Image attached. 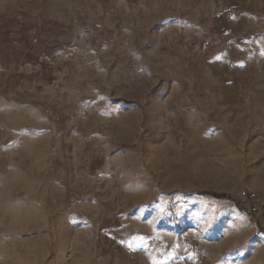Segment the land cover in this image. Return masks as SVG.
I'll return each mask as SVG.
<instances>
[{"label":"rangeland","instance_id":"1","mask_svg":"<svg viewBox=\"0 0 264 264\" xmlns=\"http://www.w3.org/2000/svg\"><path fill=\"white\" fill-rule=\"evenodd\" d=\"M0 264H264V0H0Z\"/></svg>","mask_w":264,"mask_h":264},{"label":"built area","instance_id":"2","mask_svg":"<svg viewBox=\"0 0 264 264\" xmlns=\"http://www.w3.org/2000/svg\"><path fill=\"white\" fill-rule=\"evenodd\" d=\"M241 194L245 197H251V198H256V194L254 192H250V191H246V190H243L241 192Z\"/></svg>","mask_w":264,"mask_h":264},{"label":"trees","instance_id":"3","mask_svg":"<svg viewBox=\"0 0 264 264\" xmlns=\"http://www.w3.org/2000/svg\"><path fill=\"white\" fill-rule=\"evenodd\" d=\"M202 194L212 195L213 197H216V198H223V197H225L223 194L211 193V192H206V191H203Z\"/></svg>","mask_w":264,"mask_h":264}]
</instances>
